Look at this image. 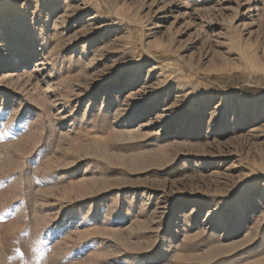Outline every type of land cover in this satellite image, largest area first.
Listing matches in <instances>:
<instances>
[{"label": "rangeland", "instance_id": "rangeland-1", "mask_svg": "<svg viewBox=\"0 0 264 264\" xmlns=\"http://www.w3.org/2000/svg\"><path fill=\"white\" fill-rule=\"evenodd\" d=\"M0 264H264V0H0Z\"/></svg>", "mask_w": 264, "mask_h": 264}]
</instances>
